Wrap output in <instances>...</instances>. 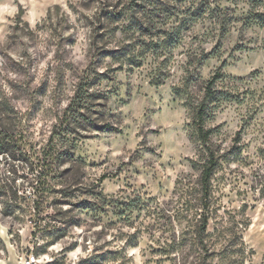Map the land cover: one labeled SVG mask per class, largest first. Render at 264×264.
Masks as SVG:
<instances>
[{
    "label": "rangeland",
    "instance_id": "rangeland-1",
    "mask_svg": "<svg viewBox=\"0 0 264 264\" xmlns=\"http://www.w3.org/2000/svg\"><path fill=\"white\" fill-rule=\"evenodd\" d=\"M256 4L0 0V125L13 137L0 154V264L30 253L39 264H199L193 228L210 153L212 249L242 240L244 264H264ZM80 83L86 106L73 121Z\"/></svg>",
    "mask_w": 264,
    "mask_h": 264
},
{
    "label": "trees",
    "instance_id": "trees-1",
    "mask_svg": "<svg viewBox=\"0 0 264 264\" xmlns=\"http://www.w3.org/2000/svg\"><path fill=\"white\" fill-rule=\"evenodd\" d=\"M262 0H255L258 5ZM24 13L23 8L20 6L17 12L16 19L19 22H22L24 26H28L26 21H23L22 15ZM260 18L257 13L249 14L248 20L252 22H256ZM220 77V75L215 74L211 79H209L206 83L205 96H213L215 89L214 84L216 80ZM85 86H82V83L79 84L77 91L75 92L74 98L69 103L66 111L70 112V116L68 119L73 121L77 120L79 116V109L83 108L86 102V89ZM207 107L205 102H200L196 106L195 112V125L196 131L200 141L204 144L208 141L211 129L206 128L204 126L205 118H206ZM11 134L8 132L6 127L0 125V154L5 153L9 147L10 142L12 140ZM216 166V159L212 153H210V157L208 161L203 165L201 174H200V216L197 219L194 228V243L199 249V264H244L247 257L246 246L244 245L242 240L236 241L234 238L230 240L226 245H224L219 250L212 249V234L208 232V221L210 219V208L208 202L210 203V181L212 174L214 172ZM251 252V249L248 250ZM214 258L216 261H214ZM208 260V261H207Z\"/></svg>",
    "mask_w": 264,
    "mask_h": 264
},
{
    "label": "built area",
    "instance_id": "built-area-1",
    "mask_svg": "<svg viewBox=\"0 0 264 264\" xmlns=\"http://www.w3.org/2000/svg\"><path fill=\"white\" fill-rule=\"evenodd\" d=\"M21 264H39V259L33 253H30L25 256V258L21 261Z\"/></svg>",
    "mask_w": 264,
    "mask_h": 264
}]
</instances>
